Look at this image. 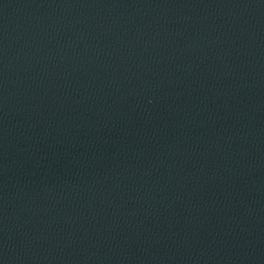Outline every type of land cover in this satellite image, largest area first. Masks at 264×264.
Instances as JSON below:
<instances>
[{"label": "water", "instance_id": "95a60500", "mask_svg": "<svg viewBox=\"0 0 264 264\" xmlns=\"http://www.w3.org/2000/svg\"><path fill=\"white\" fill-rule=\"evenodd\" d=\"M0 264H264V0H0Z\"/></svg>", "mask_w": 264, "mask_h": 264}]
</instances>
